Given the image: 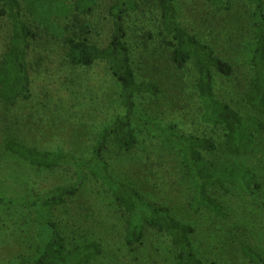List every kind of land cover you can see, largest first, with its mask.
<instances>
[{
    "label": "trees",
    "instance_id": "obj_1",
    "mask_svg": "<svg viewBox=\"0 0 264 264\" xmlns=\"http://www.w3.org/2000/svg\"><path fill=\"white\" fill-rule=\"evenodd\" d=\"M155 1L161 30L155 37L152 32H147L145 37L160 41L171 52L169 61L184 74V81L190 79L188 83L196 91L204 126L221 132L222 141L209 133L185 135L176 125L159 128L137 115L140 96L156 97L161 93L159 84L137 77L127 41L126 18L141 10L140 0H116L109 7L113 26L104 44L93 41L95 24L90 19L99 9L101 0H0V132L4 133L0 150L7 157L45 172L66 167L74 170L73 184L58 185L34 201L16 202L0 195V206L25 214L35 224L36 251L18 264H89L102 255L97 242L70 249L57 221V212L81 192L90 177L99 179L110 190L124 212L128 246L141 245L147 231L152 230L170 241L175 251L174 264H218L215 259L208 260L199 255L193 241L195 226L178 219L168 203L156 200L149 191L142 192L134 183L112 176L105 151L114 144L120 154L130 155L140 143L139 131L143 129L179 149L191 189L188 210L192 213L206 212L219 222H226L230 218L228 208L215 196L230 195L234 186L251 194L262 189L258 175L237 157L253 152L259 136L264 135V0H245L244 4L251 12L254 33L251 58L254 73L246 96L252 113L248 115L218 99L216 76L230 78L235 74V68L210 43L215 33L213 24L206 19L195 24L202 32L197 27L192 31L180 21L178 0ZM204 2L210 7V15L230 13L235 9L232 0ZM27 16L34 19L36 28L26 21ZM42 34L50 36L51 42L60 47L58 57L73 70L86 72L98 63L106 64L110 80L120 90L123 113L111 125L102 128L90 159L76 157L63 148H38L18 137L23 129L32 126L29 123L33 118L32 115L21 118L17 109L21 102L49 112L51 98L55 104L62 102L57 88L51 96L53 91L47 72L51 58L36 54L35 44H40L38 40ZM39 61L42 66H38ZM82 93L81 97L72 94L75 97L73 108L88 107L83 102L86 91ZM220 151L229 160L215 162L208 159V155ZM218 245L216 242L211 247L214 250ZM240 250L249 264H264V253L257 247L243 243Z\"/></svg>",
    "mask_w": 264,
    "mask_h": 264
},
{
    "label": "rangeland",
    "instance_id": "obj_2",
    "mask_svg": "<svg viewBox=\"0 0 264 264\" xmlns=\"http://www.w3.org/2000/svg\"><path fill=\"white\" fill-rule=\"evenodd\" d=\"M101 1L90 19L95 24L93 41L104 44L113 26L108 9L116 0ZM232 1L234 11L210 15V7L204 0H178L180 21L192 31L197 30L195 24L200 21L208 19V23L213 24L215 33L210 43L235 68V74L230 78L216 76L218 99L248 115L252 112L246 96L254 73L251 62L254 49L252 17L249 8L244 6L245 0ZM140 2L141 10L126 18L127 41L137 77L159 84L161 93L156 97L140 96L137 115L159 128L176 125L185 135L209 133L217 141H222L221 132L204 126L196 91L189 84L190 79L187 78L189 83L184 81V74L169 61L171 52L160 41L145 37L147 32H152L155 37L161 30L159 11L154 6L156 1ZM26 21L33 28L37 27L32 17L27 16ZM200 28L198 30L202 32ZM38 42L40 44H35L36 54L51 58V66L47 67L53 91L51 96L57 88L62 102L55 104L51 98L48 103L51 112L21 102L17 108L19 115L23 116L21 118L31 115L33 118L29 123L32 126L23 129L18 137L38 148H63L76 157L90 159L102 128L111 125L123 113L118 85L110 80L106 64L98 63L86 72L73 70L58 57L60 47L51 42L50 36L42 34ZM38 64L42 66L43 63L39 61ZM83 91H86L83 102L88 107L73 108V95L81 97ZM3 137L4 133L0 132L1 144ZM139 138L140 143L130 155L120 154L114 144L105 151L104 157L116 180L134 183L142 192L149 191L156 200L168 203L178 219L192 223L196 229L195 247L205 259H215L218 264H249L240 250L243 243H249L264 253V135L259 136L253 152L237 157L258 175L262 189L251 194L234 186L230 195L215 196L228 208L230 218L226 222H219L206 212L196 214L188 210L191 189L177 147L144 129L139 131ZM208 159L215 162L229 160L222 151L208 155ZM73 174L72 167L45 172L7 157L0 150V195L16 202H31L58 185L73 184ZM57 221L70 249L87 242L100 244L102 255L89 264H174L175 251L170 241L155 231H147L141 245H127L124 212L110 190L97 178L90 177L81 192L57 212ZM34 232L32 218L0 206V264H18L22 258L33 254L37 248ZM216 242L218 248L213 250L211 246Z\"/></svg>",
    "mask_w": 264,
    "mask_h": 264
}]
</instances>
